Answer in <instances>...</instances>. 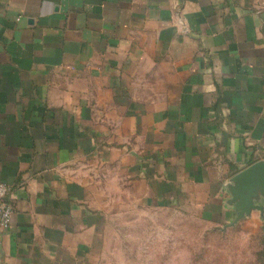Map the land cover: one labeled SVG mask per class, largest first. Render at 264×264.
I'll list each match as a JSON object with an SVG mask.
<instances>
[{
  "label": "crops",
  "instance_id": "1",
  "mask_svg": "<svg viewBox=\"0 0 264 264\" xmlns=\"http://www.w3.org/2000/svg\"><path fill=\"white\" fill-rule=\"evenodd\" d=\"M260 161L264 0H0V264H95L130 201L228 228Z\"/></svg>",
  "mask_w": 264,
  "mask_h": 264
},
{
  "label": "rangeland",
  "instance_id": "2",
  "mask_svg": "<svg viewBox=\"0 0 264 264\" xmlns=\"http://www.w3.org/2000/svg\"><path fill=\"white\" fill-rule=\"evenodd\" d=\"M263 225L217 229L177 205L130 201L95 247V264H260Z\"/></svg>",
  "mask_w": 264,
  "mask_h": 264
},
{
  "label": "water",
  "instance_id": "3",
  "mask_svg": "<svg viewBox=\"0 0 264 264\" xmlns=\"http://www.w3.org/2000/svg\"><path fill=\"white\" fill-rule=\"evenodd\" d=\"M230 204L235 218L229 227L251 216L254 211L264 214V161L256 162L237 173L229 187Z\"/></svg>",
  "mask_w": 264,
  "mask_h": 264
},
{
  "label": "built area",
  "instance_id": "4",
  "mask_svg": "<svg viewBox=\"0 0 264 264\" xmlns=\"http://www.w3.org/2000/svg\"><path fill=\"white\" fill-rule=\"evenodd\" d=\"M13 215V206L9 199V187L0 181V243L1 233L10 226Z\"/></svg>",
  "mask_w": 264,
  "mask_h": 264
},
{
  "label": "trees",
  "instance_id": "5",
  "mask_svg": "<svg viewBox=\"0 0 264 264\" xmlns=\"http://www.w3.org/2000/svg\"><path fill=\"white\" fill-rule=\"evenodd\" d=\"M260 264H264V235H263V239H262V253L260 255Z\"/></svg>",
  "mask_w": 264,
  "mask_h": 264
}]
</instances>
